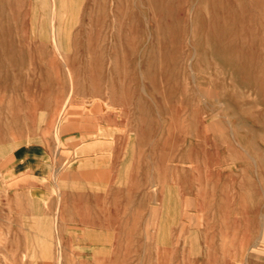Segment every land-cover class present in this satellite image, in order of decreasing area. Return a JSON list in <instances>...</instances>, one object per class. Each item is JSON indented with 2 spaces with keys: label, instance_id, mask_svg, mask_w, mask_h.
<instances>
[{
  "label": "rangeland",
  "instance_id": "rangeland-1",
  "mask_svg": "<svg viewBox=\"0 0 264 264\" xmlns=\"http://www.w3.org/2000/svg\"><path fill=\"white\" fill-rule=\"evenodd\" d=\"M0 264H264V0H0Z\"/></svg>",
  "mask_w": 264,
  "mask_h": 264
},
{
  "label": "bare ground",
  "instance_id": "bare-ground-1",
  "mask_svg": "<svg viewBox=\"0 0 264 264\" xmlns=\"http://www.w3.org/2000/svg\"><path fill=\"white\" fill-rule=\"evenodd\" d=\"M192 5H193V4H192ZM49 10H50V9H49ZM63 12H64V11H63ZM51 13H52V12H51ZM61 13H62V12H61ZM64 13H65V12H64ZM51 16H52V15H51ZM62 17H63V16H62ZM70 17H71V16H70ZM112 19H114V18H112ZM51 21H52V20H51ZM52 33H53V32H52ZM56 33H57V32H56ZM56 33H55V34H56ZM191 36H192V35H191ZM56 40H57V39H56ZM56 43H58V45H59V42L56 41ZM54 45H55V44H54ZM191 72H192V71H191ZM191 75H192V74H191ZM131 81H132V80H131ZM193 82H194V81H193ZM62 108H63V107H62ZM118 129H119V128H118ZM27 143H28V141H27ZM57 143H58V142H57ZM109 153H110V152H109ZM107 154H108V153H107ZM1 155H2V154H1ZM97 155H98V154H97ZM103 155H104V154H103ZM108 155H109V154H108ZM222 167H223V166H222ZM54 170H55V169H54ZM56 171H57V170H56ZM254 171H255V170H254ZM52 173H53V171H52ZM52 175H53V174H52ZM53 178H54V177H53ZM53 180H54V179H53ZM63 181H64V180H63ZM61 182H62V181H61ZM71 183H73V182H71ZM89 184H90V183H89ZM72 185H75V184H72ZM80 185H82V184H80ZM69 186H70V185H69ZM98 187H99V186H98ZM32 188H34V187H32ZM57 191H58V189H57ZM58 193H59V192H58ZM58 195H59V194H58ZM40 199H41V198H40ZM55 213H56V212H55ZM31 216H32V215H31ZM55 217H56V216H55ZM34 218H35V217H34ZM40 218H41V217H40ZM45 219H46V217H45ZM32 220H33V219H32ZM38 220L41 221V219H39V218H38ZM35 223H36V222H35ZM31 224H32V223H31ZM31 224H30L29 226L32 227ZM44 224H45V223H44ZM44 224H43V225H44ZM37 225H38V223H37ZM39 225H40V223H39ZM46 225H47V223H46ZM46 225H45V226H46ZM36 227H37V226H36ZM39 228H41V227L39 226ZM37 229H38V228H37ZM260 229H261V228H260ZM32 230H33V229H32ZM34 232H35V229H34ZM32 235H33V234H32ZM34 235H35V234H34ZM37 238H38V237H37ZM42 242H43V241H42ZM46 245H47V244L45 243V246H46ZM33 248H34V247H33ZM44 249H45V248H44ZM46 249H47V248H46ZM48 249H49V248H48ZM48 249H47V250H48ZM50 250H51V248H50ZM45 251H46V250H45ZM32 252H33V251H32ZM50 254H51V253H50ZM51 255H52V254H51ZM51 255H50V257H51ZM59 260H60V259H59Z\"/></svg>",
  "mask_w": 264,
  "mask_h": 264
},
{
  "label": "crops",
  "instance_id": "crops-1",
  "mask_svg": "<svg viewBox=\"0 0 264 264\" xmlns=\"http://www.w3.org/2000/svg\"><path fill=\"white\" fill-rule=\"evenodd\" d=\"M20 208H22L20 212L23 213V215H26V216H27V219H28V217H30V214H29V211L26 210L25 205L23 204ZM97 229H98V228H97ZM17 253H21V252L19 251V252H17ZM24 253H25V252H24ZM24 253H23V254H24Z\"/></svg>",
  "mask_w": 264,
  "mask_h": 264
}]
</instances>
